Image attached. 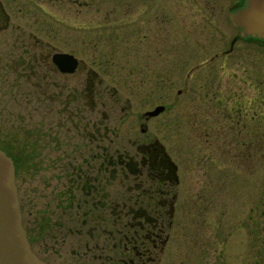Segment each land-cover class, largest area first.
Segmentation results:
<instances>
[{
  "label": "rangeland",
  "instance_id": "obj_1",
  "mask_svg": "<svg viewBox=\"0 0 264 264\" xmlns=\"http://www.w3.org/2000/svg\"><path fill=\"white\" fill-rule=\"evenodd\" d=\"M207 1L91 0L85 8L0 0V149L16 160L20 201L28 189L35 195L41 174L52 178L56 164L90 161L97 143L81 116L89 113L86 101L97 100L106 103L113 162L123 153L134 157L139 144L156 137L179 168L171 238L146 264H264V45L240 39L225 55L238 29L229 11H214ZM43 24L60 36L49 45L52 54L76 55L78 71L59 73L40 45L23 42L25 31L46 34ZM91 68L102 80L95 93L85 86ZM158 104L165 111L142 120ZM117 168L110 203L134 202L135 183L152 184L146 174ZM103 222L77 219L82 232L57 257L48 255L52 264H111L85 247L100 242L101 225L120 226L110 211ZM95 225L92 241L86 230ZM116 240L108 238L103 254H114Z\"/></svg>",
  "mask_w": 264,
  "mask_h": 264
},
{
  "label": "flooded vegetation",
  "instance_id": "obj_2",
  "mask_svg": "<svg viewBox=\"0 0 264 264\" xmlns=\"http://www.w3.org/2000/svg\"><path fill=\"white\" fill-rule=\"evenodd\" d=\"M48 1L53 2V6H56L60 1L85 8L91 6V0ZM251 1L208 0L207 2L214 11H229L230 19L231 13L242 9ZM5 13L9 24L10 15L6 11ZM230 21L240 34V28L234 25L231 19ZM42 26L47 29L46 34L45 31L44 35H38V32L34 31L29 33L25 31V35L22 37L23 42L40 45L38 47L42 49L43 59L51 57L52 60L55 53L67 52L56 49L52 54L49 45H53L60 36L56 35L55 25L45 26L43 24ZM238 34L233 40L237 38V40L264 45L263 38L252 35L240 37ZM232 42L230 49L224 53L225 55L233 51ZM45 46L49 50L44 54ZM215 57L217 56L215 55ZM81 64L82 61L79 59L76 71ZM53 65L59 73L68 74L61 72L54 62ZM86 76L89 83L85 86L95 93L102 86V80L98 81L100 73L91 68L88 69ZM98 103L97 100L86 101L85 107L89 113L81 116V119L86 121L83 127L85 134L91 138L93 144L97 143L92 147L90 161L87 164L76 163L73 160L56 164L52 178L47 179L46 175L41 174L42 181L37 185L35 195H32L31 190L28 189L26 197H22L20 201L23 225L32 249L49 264H52L48 257L51 252L54 257H57L56 251H61L67 243L74 245L75 235L82 232L81 229H76L77 219H81L84 225L88 223V220L94 219L102 223L106 220L109 211L114 220L120 223L116 230L109 231L107 226L103 227L102 225L100 228L97 225L91 226L86 230L87 235L93 241L99 236L94 232L99 228L100 242L96 241L94 245H91V242L87 241L85 247L88 251L92 248L100 250L101 253L93 255V257L101 259L102 262L110 260L111 264H146L147 260L156 257V252L162 251L163 254L171 238L176 203L180 195L181 182L178 165L172 161L167 149L156 137L153 141L139 144L138 153L134 157L123 153V157L119 155L117 161L113 162V158L109 157L105 143L108 137L106 103L101 102L100 107ZM160 105L165 106L161 112L163 113L166 105L158 104L157 106ZM148 111L141 114L142 120L151 121L161 114L152 117L146 114ZM81 113L77 110L72 117ZM77 118L79 119V117ZM141 131L146 133V123H141ZM93 160L98 163L93 164ZM117 166L123 172L129 169L135 177L146 174L152 181L149 186L145 185L144 180L135 183V189L138 192L134 202H131L132 197L128 199V202L115 200L110 203L109 201L108 186L118 174ZM110 167L112 168L110 169ZM37 169L40 171L41 167L40 169L37 167ZM36 202L37 209L34 206ZM168 229H170L169 233ZM109 237L115 240L117 238L112 245L114 250L112 255L103 254L108 248Z\"/></svg>",
  "mask_w": 264,
  "mask_h": 264
},
{
  "label": "water",
  "instance_id": "obj_3",
  "mask_svg": "<svg viewBox=\"0 0 264 264\" xmlns=\"http://www.w3.org/2000/svg\"><path fill=\"white\" fill-rule=\"evenodd\" d=\"M233 24L240 28V37L252 35L264 39V0H252L247 6L230 14ZM233 40L232 46L234 42ZM52 61L63 73H74L79 59L71 53L57 52ZM160 105L146 112L156 116L164 110ZM0 264H49L32 249L23 225L16 166L14 159L0 149Z\"/></svg>",
  "mask_w": 264,
  "mask_h": 264
},
{
  "label": "trees",
  "instance_id": "obj_4",
  "mask_svg": "<svg viewBox=\"0 0 264 264\" xmlns=\"http://www.w3.org/2000/svg\"><path fill=\"white\" fill-rule=\"evenodd\" d=\"M15 159V158H14ZM15 162H16V160H15Z\"/></svg>",
  "mask_w": 264,
  "mask_h": 264
}]
</instances>
